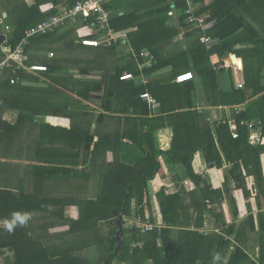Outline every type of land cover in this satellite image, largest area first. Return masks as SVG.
<instances>
[{
  "label": "trees",
  "instance_id": "trees-1",
  "mask_svg": "<svg viewBox=\"0 0 264 264\" xmlns=\"http://www.w3.org/2000/svg\"><path fill=\"white\" fill-rule=\"evenodd\" d=\"M172 1L175 3L177 10L183 13L180 21L187 30L185 34L197 36L195 44L193 43L188 47V50L184 48L185 54L182 53L180 55L179 59H177L178 63H180L181 58H187L188 63L185 64V70L193 71L195 72L194 74L203 79V84L207 88L206 92L209 94L210 103L218 100H213L214 96H217V93L220 94L219 101L223 106L241 105L248 102L245 111L234 112L235 130H232L229 120L212 124L203 114L191 110L189 121L185 119L182 126L179 125L180 127L178 124H176L177 126L175 125L173 148L165 154L172 158V162L183 164L190 172L193 171L192 163L195 153L202 149L205 151L206 158L211 164L217 163L218 166H221L224 161H229L232 163V167L229 168V173L226 176L224 189L215 188L207 180L201 179L196 190H184L182 188L175 191L166 190L165 188L158 190L157 198L163 218V225L161 227L156 225L148 233H142L141 227L134 226L131 232H129L123 218V245L119 254L114 259H109L108 257L114 254L117 245V219L121 213H123L124 217L126 215L129 216L132 214V209L137 207L138 212L146 220L143 206L147 203V198H149V182L155 178L161 167L160 162L156 160L155 156L157 150L155 148H148L149 152L146 158L152 161V168H150L149 172L144 168L137 178L113 184L111 185V188H113L111 190H98L96 198H84L83 204H78L80 216L76 219L65 220L61 224H70L68 225L69 230L66 232L77 234L79 237L82 235L84 241H86V236H90L93 233L97 234L96 238L98 237L99 244L105 243L107 249V258L105 260H109L108 264H213V257L216 254H220L222 261H226V264H264V201H262V195L264 197V172L262 168L264 143L251 142V131L254 128V124L252 125L250 122L253 119L261 120L264 134V83L262 81L264 79V22H246L231 17L230 11L248 0H229L228 7L226 0H194L197 15H203L204 12L209 10L212 11V17L217 19L214 28L208 35L220 38L221 42L215 48L208 49L201 43V37L204 35L202 29L194 25L185 24L184 12L187 8V0ZM257 1L259 3L264 2V0ZM31 2L29 3L27 0H0V33L7 35V40L3 43L4 45L15 48L23 40L28 29L39 25L46 18L58 14L64 5L72 7L77 0H33ZM115 2L116 0L113 2L111 0H103L104 8L109 14V25L117 30V33L126 29H135L136 27L135 30L128 31L133 45L137 46L132 34H137L138 37L142 38V34L155 32L159 27L163 28V30L166 29L165 22L158 23L156 22V17H148L167 14L172 4L165 9L158 7L156 10L151 11L150 14L146 12L148 20H144L142 17L145 14L137 16L135 11L125 13L124 15L117 14L112 16L111 10L114 8ZM45 4H49L50 7L42 11V6ZM222 4L226 5L222 7ZM3 10L7 11L10 16L8 23L4 21L5 15ZM262 10L264 11V8H261V12ZM95 17L94 15H89L86 22L83 16L79 15L76 18L67 20L54 31L47 34L33 35L29 38L30 42L26 47V52L30 55L26 63L29 66L34 63L46 65L47 71L43 75L47 78L68 73L64 64L65 61H63L66 58L55 57L49 59L44 53L40 55V52L42 50L52 51L53 49L57 51L56 48L50 49L51 44L62 49V53L73 51L77 46L75 35L79 26L88 24L95 26L94 32L89 37H101L102 30L97 24ZM2 24H4V29L1 27ZM74 25L76 26L73 27ZM201 34L202 36H200ZM3 44L0 43V63L5 59V52L2 50ZM143 45L144 47L142 48H151L159 58V48H154L146 43ZM238 45L241 48H236ZM115 47L116 45H108L107 51L115 54ZM230 54H235L239 59H242L245 80L244 83L239 81L241 67L239 65L236 66L237 79L239 80L234 83L230 91H224L218 86L219 74L215 71L219 69L220 73H224L229 70L230 77L234 82L233 70L232 68L221 67L219 63L216 64L217 68L215 69V65H212L211 59L214 55L225 59ZM101 56H103L101 53H97L95 58L100 62ZM114 63L115 60H109L108 67L114 66ZM239 64L241 65V60ZM152 68L154 67L146 68L145 73H150V69ZM15 69H17L15 64H9L7 68L0 71V98L4 102L0 108V119H2L1 116L8 110H17L19 112L16 123L11 124L9 117L4 118L5 120H0V123L9 126L14 134L19 133L18 136L20 135L22 120L24 117H29L26 114L27 111L32 112L30 114L31 117L45 116L48 113L75 114L68 109L70 102H66L61 106H57L52 102H46L48 104L47 109L39 106L43 99L37 94L30 96L29 92H37L39 90L36 84L41 79L27 73L24 69H17L16 76H19L20 81L11 83L12 77L15 76ZM128 70L134 75L139 74L137 67L133 66L128 68ZM81 72L88 73L89 69L82 68ZM208 72L211 76L208 75ZM113 76L116 77L117 75ZM120 76L118 74L119 80H121ZM208 77H212V81L205 80ZM25 81H29L30 84H24ZM32 83L35 85H31ZM238 84H242L243 87L239 88ZM80 85L81 83L78 82L77 95L90 101L91 95L89 91L86 87L84 88ZM196 85L197 82L189 85V94L191 96L195 93V88L192 87ZM103 87L105 86L101 84L96 90L100 92ZM144 91L145 89L139 88L137 94L131 92L129 95L127 92L123 97H131L130 101L132 102L133 98L135 100L138 99V96L144 93ZM100 95L102 97L98 101H101V105L104 106L106 103L113 104L115 99L120 96V89L115 88L110 93ZM106 107L107 110L110 109L109 106ZM147 109L148 107L146 106L145 113H148ZM94 111L97 110L94 109ZM47 127L51 132L54 129L49 124H47ZM71 131L74 132L72 129ZM44 132L43 135L46 137H53L52 133L46 130V126ZM194 136L198 137L199 144L195 146L188 145L187 140L191 143V138ZM75 139L78 143L84 144L83 148H81L84 153H87L91 145H94L96 148L99 145V142L94 140L93 135H91L90 139L84 140L85 138H82L80 133L75 136ZM73 164L79 167L80 162L77 161ZM65 170L71 172L69 168ZM248 176H254L257 184L260 186L259 190H261L257 196V213L251 204V199L254 195L248 186ZM202 181L204 182L203 186L201 185ZM231 181H233V186L236 189H242L240 191L246 200L248 214L244 220L233 223L228 222L224 207L225 194L230 195L233 188L229 186ZM39 193L38 190H34V192L24 189L18 191L0 190V219H11L14 212L29 214L31 212L35 214L36 212L48 213V211L52 210L49 207L62 205L65 202V199L62 197L40 195ZM233 200L235 201L234 198ZM66 205L65 203L64 206ZM52 212L56 213L55 211ZM238 213L239 210L236 209L235 215ZM35 214L33 215L35 216ZM35 218H31L30 222ZM151 220L155 221L154 219ZM101 222H107L110 226V233L107 238H104L99 231ZM32 227L30 223L23 226L18 225L11 232L6 228H0V264H87L86 258H83V256L80 258V255H78L77 249L79 248L77 247L63 253V250L69 248L64 249L63 247L57 250L48 246V244L45 245L40 240H34L35 238L32 237L30 239L29 232L32 230ZM88 233L90 235H87ZM258 233L260 255L256 260L249 253V249L251 241L257 239ZM24 237L28 239L25 241ZM80 239L77 242L83 245L84 242L80 241ZM140 241H143L141 246H133L134 242ZM5 248L14 249L16 252L15 261L4 262L2 251Z\"/></svg>",
  "mask_w": 264,
  "mask_h": 264
},
{
  "label": "crops",
  "instance_id": "crops-1",
  "mask_svg": "<svg viewBox=\"0 0 264 264\" xmlns=\"http://www.w3.org/2000/svg\"><path fill=\"white\" fill-rule=\"evenodd\" d=\"M27 1L29 3L30 1L33 2V0ZM113 1L111 0V2ZM228 2L230 1H227V7L229 5ZM170 4L172 5L170 6ZM226 4H222V7ZM168 6L170 7L167 14L148 17H156L158 19H156V22L158 23L165 22L166 31L159 27L157 32L153 31L150 34H142V38L138 37L137 34H132L137 46L133 45L130 39L131 35L128 34V31H133L136 27L135 29H126L118 33L112 27L114 36H118L117 39H109L107 34L102 33L99 38H90L89 36L94 32L95 26L88 24L83 26L88 29L87 33L81 34L80 38L98 39L103 45H82L78 42L80 38H77L78 34H76L75 38L77 39L75 43L77 46L74 49L75 51L73 50L74 52L68 51L56 54L53 57L50 56L48 50L40 52V55L44 53L49 59L55 57L66 58L63 61H65L64 64L68 73L47 78L43 75L45 71L31 72L23 68L27 73L41 79L36 84L39 90L37 92H29L30 96L37 94L43 99L39 106L47 109L48 104L46 102H52L57 106L70 102L68 109L69 111H73L75 116L48 113L45 116L31 117L30 114L32 112L27 111L26 114L29 117L23 118L19 136V133L14 134L9 126L0 123V190L18 191L24 189L31 192H34V190H40V192L53 190V192L59 191L58 195L64 194L65 190H88L89 194H94V190H110L113 189L110 188L113 184L137 178L144 168H146L147 172L151 170L152 161L146 158L149 152L148 148H155L157 150L155 152L156 160L161 164L159 172L149 182L151 195H153L151 190H161L162 188L172 191L180 190L181 188L184 190H196L201 179L207 180L215 188L224 189L226 176L229 173V168L232 167V163L229 161H224L221 166H218L217 163L211 164L206 158L205 151L202 149L195 153L192 163L193 171L190 172L183 164L172 162V158L165 153L173 148L175 125L182 126L185 119L189 121L191 110L203 114L212 124L229 120L232 130H235L234 112L245 111L248 101L241 105L223 106L219 101L220 94L217 93V96H214L213 100H218L210 103L209 94L206 92L207 88L203 84L204 81L196 74L193 80L184 83L176 81L178 73L187 71L185 70V64L188 63L187 58H181L180 63H178L177 59H179L182 53L185 54L184 48L188 50V47L196 41L197 36L185 34L187 30L180 21L183 13L177 10L172 0H116L111 14L112 16L117 14L124 15L125 13L135 11L137 16L145 14L142 18L148 20L146 12L150 14L151 11L156 10L158 7L165 9ZM48 7H50L49 4L43 5L42 11H45ZM261 8H264V2L259 3L257 0H248L232 9L230 11L231 17L246 22H264V11L262 10L261 12ZM3 11L5 15L4 21L8 23L10 16L7 11ZM205 13L212 15V11L209 10ZM85 21L87 22L88 19ZM168 29L176 31V34H166ZM144 43L150 44L154 48H159V58L151 48H142L144 47ZM111 44L116 45L115 54L107 51L108 45ZM3 46L5 45L3 44ZM175 48L178 50L177 53L174 52ZM236 48L241 47L238 45ZM2 50L5 51L3 48ZM145 51L149 52L151 56L153 55V58L142 56V52ZM97 53L103 55L100 62L95 58ZM26 55L25 64L29 66L26 62L30 55L27 52ZM174 55H177V57H174ZM109 60H115L114 66L108 67ZM240 60L241 65L239 64ZM211 61L212 65H215V69L218 63L221 67L232 68V74L236 77L237 72L235 67L238 65L241 67L243 64L242 59L239 58L238 64H233L231 54L225 59L214 55ZM133 66L139 69V74L135 75V79L125 81L118 79V74L132 73L128 68ZM151 67L154 68L150 69V73H145V69ZM82 68L89 69V72L82 73ZM17 69H15L16 72ZM209 72L211 73V71ZM209 72L208 75H210ZM215 72L219 74L218 78L222 74L219 69H216ZM14 75V77L19 78L15 73ZM113 75L117 76L114 77ZM244 75L241 68L240 80H238L242 83L245 80ZM211 78L208 77L205 80L212 81L213 78ZM230 79L233 88L235 82H233L231 77ZM18 81H20V78ZM77 81L81 83V87H86L91 95V100L88 101L90 104L88 105L92 107H89L88 110L85 107L80 108V99L76 91L78 88L75 86L78 83ZM262 81L264 83V79ZM193 82H197V85L192 87L195 88V93L191 96L189 94V85ZM24 84H30V82L25 81ZM66 84H68L67 87H65ZM101 84L105 87L98 92L96 89ZM31 85L35 84L32 83ZM218 86L221 90H224L220 78ZM238 87L242 88L243 86H239L238 84ZM115 88L120 89V96L115 99L113 104L106 103L104 106L101 105V101H98L102 97L100 94L110 93ZM139 88L145 89L144 92H149L157 104L153 105L148 100L141 98V95L136 100L133 98L132 102L130 101L131 97H123L127 92L129 95L131 92L137 94ZM60 94L65 97H61ZM106 106H109L110 109L107 110ZM146 106L148 107V113L144 112ZM239 106H243V109L237 111ZM94 109L97 111H94ZM18 116L19 112L17 110H8L1 117L3 120L9 117L11 124H14ZM250 122L252 125L254 124L251 135L255 136V141L252 143H264L262 121L253 119ZM47 124L54 127L52 132L47 127ZM45 126L46 130L52 133V138L43 135L45 133ZM67 128L74 131L80 129L82 138H85L84 140L90 139L91 135H93L94 140L98 141L99 145L97 148L91 145L87 153H84L81 149L84 144L78 143L75 138H73L75 142L67 141L69 138L64 134ZM189 142L187 140L188 145L195 146L199 144V139L194 136L191 138V143ZM77 161L80 162L79 167L73 164ZM68 168L71 172L65 170ZM262 168L264 172V154H262ZM247 181L254 195L251 199V204L257 213V196L260 193L259 191H261L259 190L260 186L257 184L254 176H248ZM232 182L229 183V186L233 187L231 193L230 195L226 193L224 199V207L229 223L244 220L248 215L246 200L240 191L242 189H236ZM201 185H204L203 181ZM90 195L88 196L90 197ZM262 198V201H264L263 195ZM236 209L239 210L237 215H235ZM67 210L69 212L71 210L76 211L77 213L71 212L69 215L66 214ZM57 215L63 220L76 219L80 216V209L79 206H68L62 213ZM4 221V219H0V228L5 229ZM61 226L66 227V229L69 228L67 225ZM45 233L46 229L40 231L39 240L44 244H47V242L55 243L52 241L51 236L43 237ZM257 236V239L251 241L249 249V253L256 260L260 255L259 233ZM27 239V237H24L25 241ZM2 257L4 258V262H13L16 260V252L12 248H5L2 251Z\"/></svg>",
  "mask_w": 264,
  "mask_h": 264
},
{
  "label": "rangeland",
  "instance_id": "rangeland-1",
  "mask_svg": "<svg viewBox=\"0 0 264 264\" xmlns=\"http://www.w3.org/2000/svg\"><path fill=\"white\" fill-rule=\"evenodd\" d=\"M226 1H228V0H226ZM66 7L67 6L64 5L63 7H61V9L63 10ZM1 27L4 29V24H2ZM87 30L88 29L86 27L79 26L77 29V34H78L77 38H80L81 34H86ZM157 31H158V29L156 30V32ZM164 31H166V29ZM174 32H175L174 30L168 29L166 34H176ZM82 39L83 38H80V40H78V42H80ZM80 43L83 44L82 42H80ZM53 48H56L57 51ZM50 49H53L52 51L49 50L51 57L55 56L56 54H60L63 52L62 49H59L54 44H51ZM174 52L177 53L178 50L175 48ZM51 53H53V54L51 55ZM174 57H177V55H174ZM242 67L243 66H241V68ZM135 78H136V76L133 75L132 79H135ZM120 79L124 80L121 77H120ZM234 80H235L234 82H236V81L238 82V79L236 76H234ZM67 86H68V84L65 85V87H67ZM75 86L77 87V85H75ZM61 97H65V96L61 95ZM79 99H80L79 102L81 104L80 107L88 108V104H90V103L87 101V99L82 98V97H79ZM89 107H90V105H89ZM21 126H22V124L20 125V127ZM80 132H81L80 129H77L76 131L72 132L70 128H67V129H65L64 134L68 138L71 137V138L67 139L68 142L69 141L75 142V140L73 138H75L76 135L80 134ZM64 165H66V164H64ZM46 166H49V165H46ZM38 191L40 192V190H38ZM157 191L158 190H151L153 195H151V193H149V198H147L148 201L143 206V209H144L143 213H145L144 217L146 218V220H144L142 214L140 212H138L137 207L132 209L133 211H132L131 215H129V216L126 215L125 217L123 216V218L125 220V224H126L125 226L129 230V232H131V229L134 226L141 227L142 233H148V232L152 231L156 225L160 226V227L163 225V220H162L163 218H162V215L160 213V207L157 203L158 202L157 201V199H158L157 193H156ZM97 192H98V190H94V194L90 193L91 195L89 194L88 190H82V191L65 190L64 194H61V195H58L59 191L53 192V190H46V191L40 192L39 193L40 195H54L57 197H62L65 199V202L62 205H57V206L53 205L55 207H53V206L49 207V209H53V210L48 211V213H46V212H43V213L36 212V214L33 212L30 213L31 218H35V216H36V218L33 219L32 222H30V220H29L25 224V225H27L28 223H30L31 226H33L32 230H30V232H29L30 239L32 237V238H35L34 240L39 241V237H40L39 231H41L40 228H42V230L46 229V233L43 235V237L51 236L52 241L55 242V243L47 242L48 246H51L57 250H60L63 247H64V249L69 248L67 250H63V253H64V251H71V249L77 247V248H79V249H77L78 255H80V258H82V256H83V258H86L87 264H105V261H107V260H105L107 258L106 257L107 256V254H106L107 249H106L104 242L101 245L99 244L98 237L96 238L97 234L93 233L92 235H90V233H88L87 235H90V236H86V241H84V238L82 235H81V237H79L77 234H74V233L69 234L68 232H66V230H69V229L68 228L66 229V227L61 226L62 225L61 222H65V220L61 219L57 215L58 213L59 214L62 213L64 211V209L68 206H78V204H80V205L83 204L84 198H94V197L96 198ZM88 195H90V197H88ZM65 203L67 204L66 206H64ZM84 205H82V206H84ZM68 210H67L66 214H69V215L71 212L72 213L76 212V211H72V210H71V212H69ZM52 211H55L56 213H53ZM33 214H35V216ZM151 219H154L155 221H152ZM147 223H150V224H147ZM145 224H147L149 226L147 227V226H145ZM66 225L68 226L70 224L66 223ZM152 226H153V229L149 230L148 228H151ZM52 229H55V230H52ZM35 230H39V231H35ZM99 231L103 235L104 238H107L109 236V233H110L109 224L107 222H101L99 225ZM35 232H37V233H35ZM75 232L77 233V231H75ZM128 235H130V234L128 233ZM79 239H80V241L82 240L84 242L83 245L77 242V240H79ZM66 241H67V243H66ZM90 242H91V244H90ZM47 244H45V245H47ZM142 244H143V241H140L137 243L134 242L133 246L139 247ZM74 252L76 253V251H74ZM110 257L111 256H109L108 258H110Z\"/></svg>",
  "mask_w": 264,
  "mask_h": 264
},
{
  "label": "built area",
  "instance_id": "built-area-1",
  "mask_svg": "<svg viewBox=\"0 0 264 264\" xmlns=\"http://www.w3.org/2000/svg\"><path fill=\"white\" fill-rule=\"evenodd\" d=\"M195 9V1L187 0V8L184 12L185 24L194 25L195 27L202 29L204 35L201 37V43H203L208 49H213L221 42V39L214 38L208 35V33L214 28L217 20L216 18L212 17L210 13L197 15ZM79 15L83 16L85 20L89 15L96 16L95 18L97 20V24L102 30V34H107L109 39L118 38V36H114V30L109 25V14L104 8L103 0H77V2L72 7H66L63 10L61 9L58 14L52 15L43 20L39 25L28 29L23 40L15 48H11L10 46L6 45L3 46V49L5 50V59L0 63V71L7 68L9 64H15L18 69L26 68L31 72L46 71V65L32 64L31 66H27L25 64V60L27 58L26 47L30 42L29 38L35 34H47L51 31H54L63 25L67 20L76 18ZM7 29H9V27H7ZM80 42L87 46H99L102 43L98 39L89 38H83ZM52 54L53 53H51V55ZM142 56L153 58V55L151 56V54L147 51L142 52ZM14 73L16 74V70H14ZM193 77L194 73L192 71L182 72L176 76V81L182 83L193 79ZM121 78L131 79L133 78V75L131 73L124 74ZM18 80V77H14L11 82L14 83ZM239 86H242V84H239ZM141 98L148 100L153 105L157 104L149 92L142 93ZM3 103V100L0 98V108L3 106ZM241 109H243V106H239L237 111H240ZM254 141L255 136L251 135V142ZM147 224H145V226L148 227L149 225ZM148 229L152 230L153 226Z\"/></svg>",
  "mask_w": 264,
  "mask_h": 264
},
{
  "label": "water",
  "instance_id": "water-1",
  "mask_svg": "<svg viewBox=\"0 0 264 264\" xmlns=\"http://www.w3.org/2000/svg\"><path fill=\"white\" fill-rule=\"evenodd\" d=\"M7 39V36L4 34V33H1L0 34V43H3L5 42ZM231 61L233 62V64H238L237 61H238V57L237 55L235 54H231ZM220 80H221V84H222V87L224 90H231L232 88V82H231V79H230V71L227 70L226 72L220 74L219 76ZM122 220H123V213H121V215L119 216V218L117 219V223H118V231L116 233V247H115V252L114 254L109 258V259H114L115 256H117L119 254V251L123 245V223H122ZM109 260L105 261V264H108Z\"/></svg>",
  "mask_w": 264,
  "mask_h": 264
},
{
  "label": "clouds",
  "instance_id": "clouds-1",
  "mask_svg": "<svg viewBox=\"0 0 264 264\" xmlns=\"http://www.w3.org/2000/svg\"><path fill=\"white\" fill-rule=\"evenodd\" d=\"M193 72V71H192ZM194 73V72H193ZM128 74V73H126ZM134 75L133 73H131ZM124 75V74H123ZM121 75L120 77H122ZM195 75V74H194ZM194 78V77H193ZM132 79V78H131ZM128 80V79H124ZM192 80V79H191ZM189 81V80H188ZM180 83V82H179ZM183 83V82H182ZM31 219V215L29 213H21V212H14L12 214L11 219L5 220L4 227L9 231H13L16 226H23ZM213 264H226V261H222L220 254H216L213 257Z\"/></svg>",
  "mask_w": 264,
  "mask_h": 264
},
{
  "label": "bare ground",
  "instance_id": "bare-ground-1",
  "mask_svg": "<svg viewBox=\"0 0 264 264\" xmlns=\"http://www.w3.org/2000/svg\"><path fill=\"white\" fill-rule=\"evenodd\" d=\"M237 63H238V61H237Z\"/></svg>",
  "mask_w": 264,
  "mask_h": 264
}]
</instances>
